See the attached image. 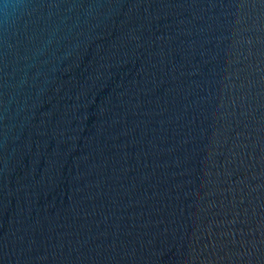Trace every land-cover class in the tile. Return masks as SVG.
<instances>
[{
	"label": "water",
	"instance_id": "95a60500",
	"mask_svg": "<svg viewBox=\"0 0 264 264\" xmlns=\"http://www.w3.org/2000/svg\"><path fill=\"white\" fill-rule=\"evenodd\" d=\"M0 264H264V0H0Z\"/></svg>",
	"mask_w": 264,
	"mask_h": 264
}]
</instances>
